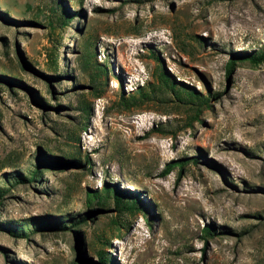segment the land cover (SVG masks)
Here are the masks:
<instances>
[{"label": "rangeland", "instance_id": "1", "mask_svg": "<svg viewBox=\"0 0 264 264\" xmlns=\"http://www.w3.org/2000/svg\"><path fill=\"white\" fill-rule=\"evenodd\" d=\"M242 51L264 0H0V264H264V63ZM162 68L216 96L199 120L162 87L123 106Z\"/></svg>", "mask_w": 264, "mask_h": 264}, {"label": "trees", "instance_id": "2", "mask_svg": "<svg viewBox=\"0 0 264 264\" xmlns=\"http://www.w3.org/2000/svg\"><path fill=\"white\" fill-rule=\"evenodd\" d=\"M95 58H96L95 53L91 49H88L86 53L87 64L88 65L92 64L95 67L98 77L101 76L107 77L109 73L108 67L106 65L103 66L97 65ZM235 59L249 60L251 63L255 65H259L264 63V51L262 52L242 51L235 56ZM235 59L228 66L227 69L228 77H230V75L234 71V67L236 65ZM53 62L54 64L57 65V60ZM158 78H159V87L156 88L154 87V83L148 82L146 85L139 86L136 89V91L130 94L128 97L122 96L121 103L123 104V106L126 109H133L141 106L144 103L151 102L154 100L155 93H157L158 89L162 87V89L170 92L179 104L189 108V119L192 124L193 121L199 120L204 110L210 108L211 98H216L215 95H210V97L206 96L202 92H199L194 87L178 82L175 79V77L165 68H162V70L159 71ZM86 112L88 113L89 109H87ZM158 132H161V130H158ZM187 164L188 163H184L183 161H179V160L172 161L171 163H168L166 165L165 169L162 172V176L169 175L176 168L184 169V167ZM44 166H49V164L44 161H39L36 167L34 168V170L31 172V176L28 177V179L31 182H33L36 180L37 177H41L42 175L39 176L40 168ZM21 179L23 180V178ZM93 196L101 204L106 200L110 199L111 196H113L116 200V205L118 209L122 213L126 212L130 214H134L136 211L140 210L142 205L141 201L138 198L134 197L133 200H129L127 197L121 196L119 192L113 189L111 186H106L102 192L96 193ZM0 197H3V189H0ZM88 200L92 202L91 194ZM117 224L118 222H116V225ZM42 228L43 227L41 226L38 227V229H42ZM9 230H12L11 227L9 228ZM26 231H31V230L27 228ZM215 232L216 230L213 228V226H208L205 229V237L214 236ZM16 233L24 234L20 230L16 231ZM98 256H99L100 264H113L111 259L105 256V252L103 251L100 252ZM85 261L88 262L87 260Z\"/></svg>", "mask_w": 264, "mask_h": 264}]
</instances>
